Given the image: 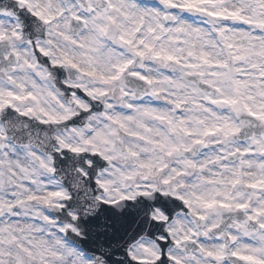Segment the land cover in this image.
I'll return each instance as SVG.
<instances>
[{"label":"clouds","instance_id":"1","mask_svg":"<svg viewBox=\"0 0 264 264\" xmlns=\"http://www.w3.org/2000/svg\"><path fill=\"white\" fill-rule=\"evenodd\" d=\"M0 264H264V0H0Z\"/></svg>","mask_w":264,"mask_h":264}]
</instances>
